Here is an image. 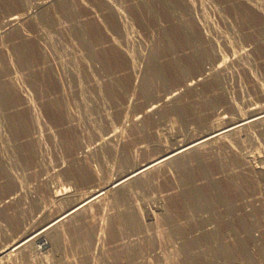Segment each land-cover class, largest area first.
Masks as SVG:
<instances>
[{
	"label": "rangeland",
	"instance_id": "rangeland-1",
	"mask_svg": "<svg viewBox=\"0 0 264 264\" xmlns=\"http://www.w3.org/2000/svg\"><path fill=\"white\" fill-rule=\"evenodd\" d=\"M184 35L204 68L225 60L190 88L203 68ZM249 108L264 109V0H0V251ZM227 140L104 191L0 264H264V123ZM191 189L209 200L186 205Z\"/></svg>",
	"mask_w": 264,
	"mask_h": 264
},
{
	"label": "bare ground",
	"instance_id": "bare-ground-1",
	"mask_svg": "<svg viewBox=\"0 0 264 264\" xmlns=\"http://www.w3.org/2000/svg\"><path fill=\"white\" fill-rule=\"evenodd\" d=\"M23 17H24V15H23ZM18 18L19 17H11V18H8L3 23L2 28L7 27V26H10V25H15L17 23V19ZM25 18H26V15H25ZM186 34H187V32H186ZM179 35H180V33H179ZM194 37H195V35H194ZM182 38H183L182 43L183 44L186 43L188 45V49L191 47V49L194 50L195 53L194 52L193 53H194L195 57L199 60L200 65H202V63L204 62V60L205 59H208L207 57L205 58V50H202L201 49L200 45L198 44V42H196V40L194 38H191L188 35H184ZM199 43H200V41H199ZM207 43H209V41ZM203 49H204V47H203ZM189 51H192V50L189 49ZM217 55H218V53H217ZM219 60H221V61L219 62L218 60H216V62H213V60H212V64H209L210 66L208 65L209 67H205L204 68L203 65H202L203 70H202V73H199V76H201L203 78H199V79H197V81L194 80V77H193V79L191 78L189 80V82L186 84L187 85L186 87H188V88L193 87L194 85H196V83L198 81H200V79L201 80L204 79L206 77V75H208L209 72H213V71L217 70L219 67L221 68V65L219 66L218 64H222L225 61L224 60V57L223 58H219ZM217 61H218V63H217ZM158 71L159 70H156V69L154 70L153 69V75L156 76V74L159 73ZM175 94H176V92H172L168 96H166L165 99L166 100L171 99L173 96H175ZM157 107L158 106L156 104L151 105L149 107L148 111L149 112H151V111L153 112V111H155L157 109ZM253 110H254L253 108H249V110H248L249 112L244 117L239 118V119H236L235 121L226 123L225 125H222V126L219 125L218 128H216V129H214V130H212V131H210L208 133H205V134L199 136L198 138L193 139V140H191V141H189V142H187V143H185L183 145H180V146H178V147H176L174 149L166 150V148H165V150H164L162 148L163 153L160 156H158L156 158H153L151 160H148L145 163H143V164L139 165L138 167H136L135 169L126 172L125 174H123L122 176H120L119 178H117L116 180H114L113 182H111L108 186L101 187V189L92 191L89 194V196L87 195L86 198L80 200L79 202H76V204H73V206H71L70 208H68L67 210H65L64 212H62L61 214L57 215L56 217H54L53 219H51L50 221H48L44 225H42V226H40L38 228L35 227V229H33V230L30 229L29 231H24L12 243H10L8 245V247H6L7 249L5 248L2 251H0V261L3 258L4 255L9 254V253L12 254V253L20 252L23 249H25L28 245L30 246V244H32V243H37L39 245L38 248L44 249L48 245V241L46 239L47 238L46 236L49 233H51L52 230H54L55 228L57 229L58 226L62 222H64L65 220L70 219L71 217L77 215L82 210L87 209V207L90 206L91 204H93L94 202L97 203V200L98 199L100 200L102 198V195L104 194V191L109 190V189L111 190V189H116V188H122V186H124L125 184H127L129 182H133L134 183V181H137L140 178L143 179V177H145V175H148L152 171H155V169H157L158 166H160L162 164L164 165L165 163H168V162H171V161L177 159L178 157H180V155L187 154L188 152L189 153L194 152V151H196V150H198V149H200V148H202V147H204L206 145H210V144H213V143H216V142L217 143L218 142H221V143L230 142L227 139L230 138L231 136L237 135L240 132L247 131L250 128L256 126V125H259V124L264 123V109L263 110H260V111H253ZM223 117L221 119H224L225 118V117L224 118ZM188 161H190V160H188ZM185 165H186V163H185ZM185 165H183V166H185ZM205 169H207V168H205ZM203 173H205V171ZM129 184H131V183H129ZM210 185H211V183H210ZM208 187H206V188L209 191V188ZM211 187H213V185ZM217 187H218V185H217ZM220 191H218L215 196L218 197L219 199H222L224 194H223V192H220ZM205 195L206 194H204V192L202 191V189H191L190 191L187 192V195H185L186 205H187V203H189V204H192V205H195L196 206V205H198V202H200V199H202V200H209V196H208V198H205ZM11 197H12V195H11ZM199 197H201V198H199ZM55 242H57V236H54V243ZM218 246H219V244H218ZM224 253H225V255H229V256L232 255V253L230 254L229 252H228V254L226 252H224Z\"/></svg>",
	"mask_w": 264,
	"mask_h": 264
}]
</instances>
